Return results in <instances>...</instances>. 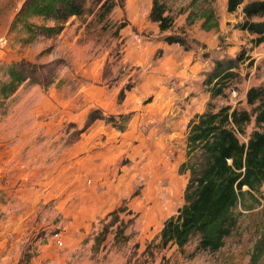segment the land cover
Instances as JSON below:
<instances>
[{
    "label": "rangeland",
    "instance_id": "obj_1",
    "mask_svg": "<svg viewBox=\"0 0 264 264\" xmlns=\"http://www.w3.org/2000/svg\"><path fill=\"white\" fill-rule=\"evenodd\" d=\"M161 1L174 19L166 30L150 16L153 0H87L61 33L28 40L12 28L24 0H0V79L14 61L33 63L32 77L0 97V161L10 160L0 164V264H17L27 249L30 264L251 263L264 240V183L242 196L218 250L197 249L199 232L184 249L159 243L165 219L185 202L191 170L182 162L202 158L200 148L188 150L190 119L230 104L253 113L242 141L262 128L247 92L264 86V41L256 45V34L238 26L250 0L234 12L227 0ZM207 6L219 21L211 29L202 26ZM170 33L192 46L169 43ZM240 53L228 87L211 97L207 73ZM97 107L129 113L125 129L105 118L87 124Z\"/></svg>",
    "mask_w": 264,
    "mask_h": 264
},
{
    "label": "trees",
    "instance_id": "obj_2",
    "mask_svg": "<svg viewBox=\"0 0 264 264\" xmlns=\"http://www.w3.org/2000/svg\"><path fill=\"white\" fill-rule=\"evenodd\" d=\"M87 0H24L17 11L12 28L18 26L26 30L28 40L38 35L53 37L64 29L66 22L74 15H80ZM102 1V0H100ZM108 0H103L105 5ZM244 0H227V9L236 11ZM113 2L107 7L110 9ZM244 19L238 23L241 29L256 34L253 41L259 45L264 41V0H250L243 6ZM202 26L211 29L219 25L213 6L204 10ZM34 16L51 19L52 23L36 22ZM150 16L158 21L162 30L170 28L173 16L167 12L165 2L153 0ZM259 16L261 19H254ZM165 40L169 43L178 42L189 49L192 43L187 36L167 34ZM243 54L218 58L212 70L207 73V83L211 97L224 93L229 79L235 74V68ZM33 63L30 61H14L7 69L8 76L0 79V97H10L19 86L32 77ZM129 88V86H127ZM125 89L120 91V98ZM247 101L254 104L255 120L262 128L254 129L247 141H242L238 132H244L246 124L252 119L253 113L247 109L232 107L227 104L215 110L212 107L196 113L188 123L187 145L191 152L202 150L200 161L187 166L182 162L181 168L191 170V178L185 192V202L177 213L165 219L160 232V245L167 246L176 243L180 249L199 232L200 242L197 249L218 250L231 234L237 223L234 212L246 192L260 190L264 183V86H251L247 92ZM98 118L112 121L119 129L126 127L129 113L105 115L101 108L90 110L87 124ZM187 166V167H186ZM247 186L248 188H244ZM118 219V218H116ZM109 223L98 235L99 241L105 239ZM125 227H119L116 237L125 236ZM34 250H24L17 264H30ZM264 254V240L256 244V250L250 264L257 263V256Z\"/></svg>",
    "mask_w": 264,
    "mask_h": 264
},
{
    "label": "crops",
    "instance_id": "obj_3",
    "mask_svg": "<svg viewBox=\"0 0 264 264\" xmlns=\"http://www.w3.org/2000/svg\"><path fill=\"white\" fill-rule=\"evenodd\" d=\"M4 159L2 161H0V164H2V166L6 167L8 165V163L10 162L9 160V156L8 157H3Z\"/></svg>",
    "mask_w": 264,
    "mask_h": 264
}]
</instances>
